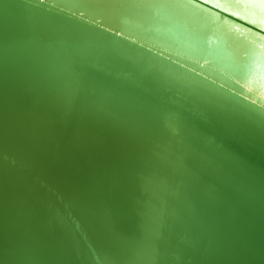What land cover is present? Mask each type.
<instances>
[{"label": "water", "instance_id": "obj_1", "mask_svg": "<svg viewBox=\"0 0 264 264\" xmlns=\"http://www.w3.org/2000/svg\"><path fill=\"white\" fill-rule=\"evenodd\" d=\"M0 264H264V0H0Z\"/></svg>", "mask_w": 264, "mask_h": 264}]
</instances>
